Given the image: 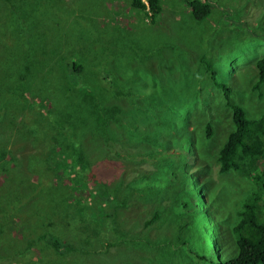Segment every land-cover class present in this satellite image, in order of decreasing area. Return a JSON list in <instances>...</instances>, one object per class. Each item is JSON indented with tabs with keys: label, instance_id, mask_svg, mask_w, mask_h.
Returning a JSON list of instances; mask_svg holds the SVG:
<instances>
[{
	"label": "trees",
	"instance_id": "trees-1",
	"mask_svg": "<svg viewBox=\"0 0 264 264\" xmlns=\"http://www.w3.org/2000/svg\"><path fill=\"white\" fill-rule=\"evenodd\" d=\"M63 3L59 15L74 24V9ZM188 4L198 21L212 14L208 0ZM132 7L152 24L167 9L163 0H132ZM38 12V0H0V40L23 28L38 51L0 70V174L8 183L0 192V245L9 253L0 264H264V107L251 108L264 103V56L247 69L251 89L233 83L236 59L208 61L198 71L201 87L187 85L179 99L98 48L87 57L81 46L50 42ZM112 16L115 30L124 29ZM58 27L50 25L54 33ZM23 131L32 146L30 137L16 146ZM216 137L219 172L235 174L241 186V198L230 194L240 204L230 222L220 217L227 204L206 159ZM28 148L36 149L30 157ZM22 152L28 173L15 162ZM37 213L57 218L37 232L29 222ZM12 222L22 241L5 235Z\"/></svg>",
	"mask_w": 264,
	"mask_h": 264
},
{
	"label": "rangeland",
	"instance_id": "rangeland-1",
	"mask_svg": "<svg viewBox=\"0 0 264 264\" xmlns=\"http://www.w3.org/2000/svg\"><path fill=\"white\" fill-rule=\"evenodd\" d=\"M64 1L74 9L77 15L71 11L78 18L74 24L69 25V22L65 21V16L59 15ZM188 2L189 0H165L164 4L167 5V9L162 11L157 24H152L144 18H138L140 14L132 7V0H38V18L48 22L42 31L50 42L52 37H57L59 42H65L72 50L81 46L85 50L82 52L87 54V57L90 56L89 53L98 48L119 67L128 69L133 77H141V83L147 85L156 83L157 87L163 84L170 97L181 99V96H187L186 87L190 84L201 87L198 71L208 61L216 65L224 61L230 65L231 60L236 59L233 67L235 69L239 67V73L235 74L233 80L230 78L227 82L232 80L235 86L246 84L245 88L251 89L248 83L252 81V78L248 76L247 69L255 60L264 56V0H208L213 7L212 14L202 21L194 18ZM104 3L107 4L106 9ZM117 11L121 12L120 16ZM105 12H109V17L104 16ZM112 15L124 20L120 26L125 27L124 29L115 30L113 25L115 19L112 20ZM234 21L235 25H233ZM260 22L262 28L259 32L253 37L250 35L247 37L248 31L246 30L255 28ZM57 23H60L61 27H58L54 33L50 25ZM29 34L23 28L18 31H14L13 27L8 29L7 38L0 40L1 71L8 70L10 61H13L17 55L38 53L32 43L35 42L36 36L34 34L29 36ZM30 46L32 47L27 50ZM32 49L35 50L31 51ZM197 64L198 67H195ZM146 67L155 70L156 73H152ZM192 98L190 95L189 99ZM247 98L250 99L249 102L252 101L249 95ZM60 100L63 102L64 98L61 97ZM263 107L262 100L251 104L253 113H258ZM61 114L66 116L63 111ZM25 137H30L27 131L14 136L15 142L18 143L16 146L20 145ZM219 138L216 137L212 142L206 159L211 162V168L208 167V169L211 170L209 175L214 178V188L220 187L219 190L223 192L222 200H225L227 204V207L219 206L220 217L227 216L226 220L230 222L235 220L236 212L240 209V204L234 199L241 198V186H238L235 174L222 175L219 172L216 153H211L221 145L222 140ZM14 140H12L13 144L8 146L9 148L15 146ZM33 144V138L27 142V146ZM44 149V144L40 143L39 151L44 152ZM35 152L36 149L28 148L25 155L30 157ZM22 154L24 155V152L15 153V162H23L21 167L28 173L29 163L24 160ZM189 161L193 162L190 159ZM6 178L7 176L0 174V192H3L2 189L8 184ZM49 179L52 183L64 181L60 178ZM29 180L38 183L37 178L32 177ZM162 184L163 181H161ZM224 194L225 198H223ZM230 194L234 196V199H230ZM42 218L43 215L37 213L36 219L29 220L33 230L39 232V227L57 217ZM11 226L12 229H9L5 235L11 233L15 237L21 235L17 240L22 241L19 224L12 222ZM55 227L56 224L47 228ZM3 235L0 233V237ZM0 254L7 256L9 253L0 245ZM4 264H15V261L6 259Z\"/></svg>",
	"mask_w": 264,
	"mask_h": 264
},
{
	"label": "crops",
	"instance_id": "crops-1",
	"mask_svg": "<svg viewBox=\"0 0 264 264\" xmlns=\"http://www.w3.org/2000/svg\"><path fill=\"white\" fill-rule=\"evenodd\" d=\"M163 2H165V0H163Z\"/></svg>",
	"mask_w": 264,
	"mask_h": 264
},
{
	"label": "bare ground",
	"instance_id": "bare-ground-1",
	"mask_svg": "<svg viewBox=\"0 0 264 264\" xmlns=\"http://www.w3.org/2000/svg\"><path fill=\"white\" fill-rule=\"evenodd\" d=\"M192 149V148H191Z\"/></svg>",
	"mask_w": 264,
	"mask_h": 264
}]
</instances>
